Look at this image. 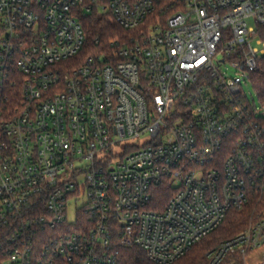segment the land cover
I'll return each mask as SVG.
<instances>
[{"label":"built area","instance_id":"obj_1","mask_svg":"<svg viewBox=\"0 0 264 264\" xmlns=\"http://www.w3.org/2000/svg\"><path fill=\"white\" fill-rule=\"evenodd\" d=\"M91 17L124 32L81 59ZM258 25L264 0H0V264H174L252 201L206 256L264 264Z\"/></svg>","mask_w":264,"mask_h":264},{"label":"trees","instance_id":"obj_2","mask_svg":"<svg viewBox=\"0 0 264 264\" xmlns=\"http://www.w3.org/2000/svg\"><path fill=\"white\" fill-rule=\"evenodd\" d=\"M84 25L88 35V44L81 53V57L83 58L92 53V44L96 38H99L100 43L105 45L110 39L124 32L110 21L100 20L95 17L88 19ZM256 35L264 41V25L257 26ZM261 65V71L252 78L251 87L258 96L260 102L264 105V58L261 61ZM172 195L173 191L165 186L160 188L157 198L161 200L162 204H165ZM255 203H257V201H252L251 204L242 211H231L224 223L215 232L197 244L187 256L174 264H208L206 253L209 250L245 230L250 222L253 205ZM259 207L264 211V198L259 203ZM120 261L121 264H154L148 259L146 253L137 247L122 248L120 250Z\"/></svg>","mask_w":264,"mask_h":264},{"label":"rangeland","instance_id":"obj_3","mask_svg":"<svg viewBox=\"0 0 264 264\" xmlns=\"http://www.w3.org/2000/svg\"><path fill=\"white\" fill-rule=\"evenodd\" d=\"M249 24L250 25H253V21L252 20H249ZM122 35L123 34H120L119 36H122ZM254 45H256V44H254ZM259 48H262V46H259ZM81 59H83V57H81ZM229 74L234 75L235 74V71L232 69L231 71H229ZM245 91L247 92L248 97H249L250 100L254 99L255 105H256L258 111L264 110V105L260 102L258 96L253 91L252 87L245 88ZM263 113H264V111H263ZM82 203L83 202L80 201V202H78V205H74L73 204V206L70 208V211H69V222L70 223H72V221H74L75 214H76V210L81 207ZM257 257L258 256H255V257L251 258V261H254Z\"/></svg>","mask_w":264,"mask_h":264}]
</instances>
